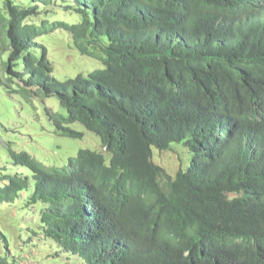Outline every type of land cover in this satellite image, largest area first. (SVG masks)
Wrapping results in <instances>:
<instances>
[{"label":"trees","instance_id":"1","mask_svg":"<svg viewBox=\"0 0 264 264\" xmlns=\"http://www.w3.org/2000/svg\"><path fill=\"white\" fill-rule=\"evenodd\" d=\"M60 9L80 17L51 20ZM58 29L104 67L53 77L36 39ZM0 83L54 96L66 111L45 109L55 133L81 137L68 127L79 122L100 138L102 151L61 168L10 151L32 182L0 178V204L32 186L27 204H42V234L62 251L85 264H264V0H0ZM174 142L192 159L172 177L152 147Z\"/></svg>","mask_w":264,"mask_h":264},{"label":"rangeland","instance_id":"2","mask_svg":"<svg viewBox=\"0 0 264 264\" xmlns=\"http://www.w3.org/2000/svg\"><path fill=\"white\" fill-rule=\"evenodd\" d=\"M49 14L51 20L69 23L80 17L76 12L62 9L52 10ZM36 41L46 47L52 76L58 80L73 78L77 74L86 75L91 70L104 67L100 60L80 54L65 30L41 35ZM11 88L19 89V85L14 83L9 87L0 83V178L17 173L31 179L27 167L13 162L10 151L26 152L38 162L56 168H61L81 149L102 151L100 138L79 122L68 127L82 133L81 137L54 132L45 109L66 115L54 96L41 98L32 93L23 95L19 91L10 94L8 89ZM191 159L192 152L181 142L172 143L164 152L152 147V161L172 177L179 169L189 166ZM3 183L5 180L0 179V185ZM31 191L32 186L13 202L0 204V259H5L8 264H85L79 256L62 251L52 239L43 236L40 221L42 204H27ZM4 239L10 252L6 253Z\"/></svg>","mask_w":264,"mask_h":264}]
</instances>
